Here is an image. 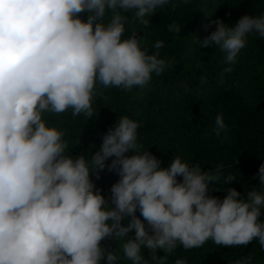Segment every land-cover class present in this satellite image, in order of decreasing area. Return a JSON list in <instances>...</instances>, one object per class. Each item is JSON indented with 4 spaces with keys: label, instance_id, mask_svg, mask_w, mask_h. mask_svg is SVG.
<instances>
[{
    "label": "clouds",
    "instance_id": "9594fccd",
    "mask_svg": "<svg viewBox=\"0 0 264 264\" xmlns=\"http://www.w3.org/2000/svg\"><path fill=\"white\" fill-rule=\"evenodd\" d=\"M165 6L175 10L178 4L0 0V264H118L120 256L102 244L117 238H125L121 250L131 264H149L142 249L149 250L151 264H167L178 246L189 250L209 240L224 247L258 240L264 248V190L253 189L246 198L235 188L223 199L211 195L222 165L202 171L175 156L162 167L161 159L142 150L140 124L126 115L107 129L90 158L69 155L65 132L46 118L71 110L72 117L93 120V102L107 99L105 90L146 89L153 73L170 68L161 57L162 40L149 52L136 34L125 38L124 13L148 27ZM213 23L215 31L197 43L223 54V84L249 34L264 38V15H244L231 27L220 19ZM181 28L168 26L176 34ZM225 131L219 113L213 133ZM104 171L119 177L107 198L95 183ZM257 178L264 189V164ZM231 181L228 176L224 183ZM129 233L134 235L126 238ZM158 249L166 255L158 256Z\"/></svg>",
    "mask_w": 264,
    "mask_h": 264
},
{
    "label": "trees",
    "instance_id": "16d2710c",
    "mask_svg": "<svg viewBox=\"0 0 264 264\" xmlns=\"http://www.w3.org/2000/svg\"><path fill=\"white\" fill-rule=\"evenodd\" d=\"M174 2L178 4L175 10L170 6L158 10L148 27L131 13H124L129 16L125 38L136 34L149 52L155 41L162 40L161 57L171 63L170 68L160 76L153 73L146 89L105 90L107 99L97 97L93 102V120L82 115L72 117L71 110L46 118L65 132L69 155L90 158L99 150L107 129L126 115L140 124L138 142L142 150L161 159L162 167H168L175 156L189 164H199L202 171H214L222 165L221 179L210 184V194L223 199L228 189L235 188L246 198L253 189L264 190L257 178L264 164V38L249 34L247 46L223 84L219 82L225 67L223 54L215 47L200 48L197 38L202 40L215 31L213 22L217 19L231 27L244 15H264V0H189L186 5L181 0ZM86 17L84 13L81 18ZM172 23L182 27L179 34L168 30ZM181 83L191 91L185 92ZM219 113H223L227 131L216 137L213 128ZM228 176L233 181L224 183ZM118 179L104 171L95 183L107 198ZM260 220L264 221V210ZM128 222L123 220V226ZM133 235L129 233L126 238ZM124 242L125 238H117L102 244L120 256L118 264H131L123 258ZM142 255L151 264L149 250L142 249ZM157 255L166 253L158 249ZM244 257H251V264H264V248L258 240L246 246H218L211 240L189 250L178 246L167 255V264H175L178 259L186 264H236Z\"/></svg>",
    "mask_w": 264,
    "mask_h": 264
}]
</instances>
